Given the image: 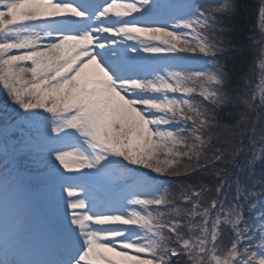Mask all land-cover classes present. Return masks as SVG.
<instances>
[{
    "label": "snow or ice",
    "instance_id": "1",
    "mask_svg": "<svg viewBox=\"0 0 264 264\" xmlns=\"http://www.w3.org/2000/svg\"><path fill=\"white\" fill-rule=\"evenodd\" d=\"M154 7L150 0H0V86L29 119L50 120L49 155L66 171L90 170L94 183L129 177L138 189L124 198L130 211L117 212L75 177L57 172L68 198V243L63 259L43 264H264V212L255 225L244 216L246 207H256L248 204L255 193L238 184L228 200L221 180L204 202L209 189L190 182L212 161L225 160L219 149L211 158L208 153L217 138L213 109L229 102L228 71L219 64L211 70L166 66L161 74L140 57L177 64L191 54L216 61L225 44L209 30L217 14L234 13L235 0H182L164 19L132 15ZM259 15L264 33V4ZM257 66L258 83L240 97L249 109L264 107V43ZM193 95L212 109L193 103ZM249 140L252 169L264 165V131L257 140L253 129ZM173 178L177 191L169 187Z\"/></svg>",
    "mask_w": 264,
    "mask_h": 264
},
{
    "label": "trees",
    "instance_id": "2",
    "mask_svg": "<svg viewBox=\"0 0 264 264\" xmlns=\"http://www.w3.org/2000/svg\"><path fill=\"white\" fill-rule=\"evenodd\" d=\"M255 1L256 0H235L236 9L234 13L226 16L223 19L221 38L224 41L227 49L231 53V59L228 64L229 79L223 89L227 94L228 103L224 104L226 107L222 109L214 110L215 119L217 124L213 128V132L216 134L217 138L213 141L221 143L217 149L224 153L235 147H241L242 143L237 139V127L243 122V106L240 103V97L246 95L245 86L249 78V73L251 70V60L252 55L251 39H253L254 32V21H255ZM251 54V55H250ZM244 55L242 59L240 57ZM249 70V73L247 71ZM228 107V108H227ZM230 107V108H229ZM245 107V105H244ZM263 130H264V120H263ZM245 133V131L243 132ZM237 144L235 147H230ZM261 174L264 175V166L260 169ZM234 168L230 162L222 160V162L212 161L206 167V170L198 171L194 176L190 178V182L195 186L203 184L206 188L219 184L221 180L225 182L224 192L228 193L227 188L229 186V181L231 177L235 175ZM221 177H220V176ZM206 178L209 179V183L206 182ZM217 180L214 182V180ZM235 178L234 180H237ZM238 184L246 185L250 190H252L255 195L249 198L248 204H252L260 196L264 195V189L262 186L254 181L250 182H236L235 192ZM170 186H172L173 191L178 190V181L173 178L170 180Z\"/></svg>",
    "mask_w": 264,
    "mask_h": 264
},
{
    "label": "rangeland",
    "instance_id": "3",
    "mask_svg": "<svg viewBox=\"0 0 264 264\" xmlns=\"http://www.w3.org/2000/svg\"><path fill=\"white\" fill-rule=\"evenodd\" d=\"M157 1H159L161 3L159 4V3H157ZM218 1L219 0H216V3ZM150 3L153 4V5H156V8H159L161 6V4L163 6H166V9L164 10V13H162L165 16H168V14L171 12V10H172V7L171 6H175V4L173 3L172 0H171V3H170V6L169 7L167 6L168 2H166V0H150ZM160 9H162V8H160ZM160 9H158V10H160ZM153 11L154 10H151L150 13H152ZM132 15H133V17H137V18H140V19H145V18L151 17L149 15V13H145L143 16L140 13H133ZM221 15L222 14H219V16H221ZM128 18L131 19L132 17H128ZM209 33H210V37L211 38H213L215 40L221 39V32L220 31L217 32L216 31V28L214 30L213 29H210L209 30ZM263 39H264V33H262L261 30H260V21H259L258 28L255 29V40H254V43L253 42L251 43V47L253 46L252 51L254 52V54H256L257 58L259 56V51H260V48H261V44L264 43V40ZM131 43L132 42L130 41V44ZM228 54L231 57V53L228 52ZM144 55H145V53H140V57L143 58ZM197 57H199L200 60L205 59V57H202V56H197ZM257 62H258V59H257ZM146 64H148V63L146 62ZM191 70H209V67H208V65H206V66L201 65V66H197L195 68H192ZM247 73H249V70L247 71ZM259 73H260V69L258 68V66H253L251 68V70H250L249 78L247 80L249 82L247 89H248V92L250 94L253 92V90L255 88V85L258 83ZM4 91L5 90L3 89V87L0 86V93H3ZM246 95H249V94H246ZM193 96H197V95H193ZM255 103L258 104L259 102H255ZM244 109H245V112H243V114L246 113L247 115H249V118H251V117H253L255 115L260 114L264 110V107H254L253 109H249L248 107L245 106ZM249 118H247L244 122H242L241 125L238 126L237 133H236V137L237 138H240V137L243 136V130H242L243 129V125H244V123ZM47 137H49V136H46L44 138L46 141H48ZM39 142H41V139H39ZM69 143H72V142L69 141ZM43 146H45L46 148L49 149L50 147H52L54 145L50 146V144H45ZM47 146H50V147H47ZM48 149L45 150V153L46 154H44L41 157H39V159L41 160V162L39 163V165L37 164L38 165V168H41V169H44V170H48V172H52V171H54V172L59 171L60 173L63 172V173H65L64 175L78 174V173L88 174V172L90 171L88 169H82V170H75V169H73L72 171H66L65 169H63L62 167H60L57 162L54 161V159H53V157L51 155H49ZM65 150L71 151V148H66ZM43 158H47V160L46 161H43L42 160ZM36 161H38V160H36ZM243 165L247 166L246 165V161H244ZM3 181H5V180H2V179L0 180V197H3L5 195V193L7 192V190L10 188L9 186L2 184L1 182H3ZM26 181H28L30 183V188H31V191H28L26 196H28L31 192L35 193V195H37L38 193H40L38 191L39 185H40L38 183L40 182V179H37L36 181L35 180H31V181L30 180H26ZM106 182H108V181H106ZM116 182H117V184H120L121 183L120 186H122L124 188L122 191H120V195L122 194L123 198L125 196H127L132 191H138V189L135 187L132 179L129 178V177H125L123 179H118V181H116ZM122 183H124V184H122ZM97 184L101 188H105L107 186L104 182L103 183H97ZM127 185H130V187H131V189H130V191L128 193H126L129 190V189L127 190ZM10 186H11V184H10ZM19 189H21V186H20ZM21 196H23V194H21ZM122 205L126 208V211H130V209L126 207V201L124 202V200H123L122 201Z\"/></svg>",
    "mask_w": 264,
    "mask_h": 264
}]
</instances>
